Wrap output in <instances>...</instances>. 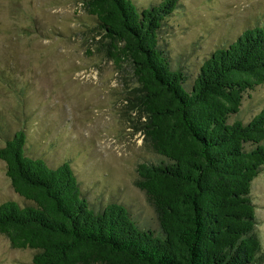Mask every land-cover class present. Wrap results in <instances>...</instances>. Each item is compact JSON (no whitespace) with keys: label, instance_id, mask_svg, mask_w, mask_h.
I'll return each instance as SVG.
<instances>
[{"label":"trees","instance_id":"obj_1","mask_svg":"<svg viewBox=\"0 0 264 264\" xmlns=\"http://www.w3.org/2000/svg\"><path fill=\"white\" fill-rule=\"evenodd\" d=\"M178 2L142 9L134 0L84 2L98 18L109 56L128 62L140 84L130 96L145 117L137 128L164 159L139 163L135 184L159 228L138 224L125 203L93 209L71 164L49 165L28 154L20 128L0 146V159L30 203H0V233L16 248L36 250L29 264L263 263L251 193L264 168V108L248 120L239 113L244 94L264 83V25L216 48L189 83L159 44Z\"/></svg>","mask_w":264,"mask_h":264},{"label":"rangeland","instance_id":"obj_2","mask_svg":"<svg viewBox=\"0 0 264 264\" xmlns=\"http://www.w3.org/2000/svg\"><path fill=\"white\" fill-rule=\"evenodd\" d=\"M162 1L134 0L141 9ZM84 2L0 0V146L24 129L27 153L49 165L67 160L93 209L125 203L138 224L158 229L154 207L135 181L139 163L164 157L137 128L145 117L131 105L132 89L140 86L132 67L109 56L98 18ZM261 22L264 0H179L163 21L159 44L190 83L216 48ZM262 108L264 83L244 94L239 118ZM251 195L264 245V168ZM11 199L30 203L14 190L0 159V203ZM35 251L14 247L0 233V264H29Z\"/></svg>","mask_w":264,"mask_h":264}]
</instances>
